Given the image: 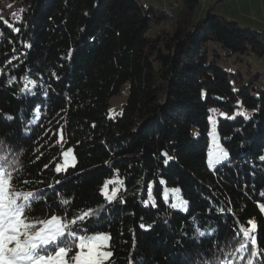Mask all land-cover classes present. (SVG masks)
<instances>
[{"label":"trees","instance_id":"obj_1","mask_svg":"<svg viewBox=\"0 0 264 264\" xmlns=\"http://www.w3.org/2000/svg\"><path fill=\"white\" fill-rule=\"evenodd\" d=\"M198 5L179 0L169 12L140 0H18L0 13V138L8 141L0 155L19 177L12 190L46 195L30 222L58 215L68 230L107 233L113 256L103 264H187L185 256H211L217 246L220 264H247L252 237L264 256V76L223 67L234 54L264 57V32L213 7L199 16ZM211 112L230 157L209 168ZM69 148L74 166L57 173ZM112 179L119 191L109 203L102 190L117 188ZM149 186L155 206L145 207ZM176 188L186 213L171 208ZM210 225L217 234L197 243L193 230ZM242 229H252L245 253L236 251Z\"/></svg>","mask_w":264,"mask_h":264},{"label":"snow or ice","instance_id":"obj_2","mask_svg":"<svg viewBox=\"0 0 264 264\" xmlns=\"http://www.w3.org/2000/svg\"><path fill=\"white\" fill-rule=\"evenodd\" d=\"M24 79L35 87L34 81L28 80L27 77ZM30 94L36 95V92L31 91ZM40 111V106H37L35 112L39 114ZM239 114L246 119L250 118L246 112H240ZM6 118L8 120L13 119L11 116ZM7 144L8 141L5 138H0V151ZM12 151L15 152L16 149L13 148ZM63 155L64 164L56 167L57 173L68 166H74L72 165L74 157L71 149ZM164 155L166 156L164 163L167 165L172 158L168 157L166 153ZM229 157V152L225 148L218 146L217 151L210 154L208 166L212 168L214 165H221L228 161ZM259 159L264 161V156ZM9 167L10 163L7 156L0 155V264H103L105 259L113 256L111 251L104 252L100 250L102 247L107 246V242L110 239L108 235L102 233L79 234L87 231L83 227L68 230L69 225L62 223L61 217L58 215H51L47 219L39 218L38 222H30L37 219L33 216V206L39 203L41 195H44L45 200L47 197L44 193H34L32 190L23 193L21 191H13L12 186L14 182L19 181V177L17 176L14 179ZM23 183L26 184L28 182L25 180ZM159 183L165 185L166 181L160 179ZM108 187V184L104 185L102 195L111 203L117 197L119 189L112 188L111 194H109L107 191ZM180 191L179 188L173 190L174 202L171 204V208L186 213L188 202L178 195ZM163 199L166 202L169 199V191L166 188L163 192ZM153 200L152 187L149 186L147 201L144 202V206L148 207L149 203H153ZM153 206H155L154 203ZM84 218V216H81L79 219L84 220ZM71 223L76 225L77 220L74 218ZM140 227L144 230H149V226L144 224H141ZM255 228L256 225L253 224L252 229ZM252 229H242L245 242L239 244V248L236 249L237 252L245 253L246 249L249 248L247 238L249 237V231ZM193 231V238L197 239L198 236L197 243H199L202 238L214 237L218 229L210 225L207 232L199 228ZM219 243V241H216L217 245ZM227 243H231V241ZM250 249L246 255L241 256V260L243 261L247 256H250L253 259H248L247 264H264V256L258 255L255 237L251 238ZM222 259L223 254L218 246L214 249L211 256H206L203 252L185 256L187 264H220ZM225 264H227L226 261ZM233 264H235L234 261Z\"/></svg>","mask_w":264,"mask_h":264},{"label":"rangeland","instance_id":"obj_3","mask_svg":"<svg viewBox=\"0 0 264 264\" xmlns=\"http://www.w3.org/2000/svg\"><path fill=\"white\" fill-rule=\"evenodd\" d=\"M18 0H3L1 3L2 8L0 10L2 13H11L16 8V2ZM142 4L146 7H153L155 9H159L163 4L162 1L159 0H140ZM175 1V0H173ZM179 1V0H177ZM222 2V3H221ZM174 4V3H173ZM219 5V7L213 10L215 13L224 16L225 18L235 20L242 27H248L249 29L256 32H264V6L261 0H199L198 5V14L199 16H203L206 14L212 5ZM215 7V6H214ZM213 7V8H214ZM177 5L175 6V9ZM170 11V8L168 10ZM224 70L232 73H241L242 76L248 75V72L257 73L259 72L262 77L264 76V57L256 58V57H248L246 55L234 54L226 58V62L224 64ZM126 94L122 91L119 95H116L111 98L110 106H109V114L114 116L120 108V105L125 101ZM217 115L215 112H211L209 116V151L207 154V165L208 159L210 158V154L215 153L217 151L218 146H220L218 136L215 131ZM60 147L64 146L62 140L59 141ZM69 149H63L61 152V161L58 166H63L64 164V153L69 151ZM72 151V150H71ZM74 164V159L72 160V165ZM215 166V165H214ZM209 167V166H208ZM210 168V167H209ZM118 179H112L110 183L116 182ZM117 188H119V183H115ZM111 190L109 187L107 189L108 193L111 194ZM104 191V186L103 190ZM108 235L107 233H102ZM107 246L102 247L100 250L107 252ZM106 260V259H105Z\"/></svg>","mask_w":264,"mask_h":264},{"label":"crops","instance_id":"obj_4","mask_svg":"<svg viewBox=\"0 0 264 264\" xmlns=\"http://www.w3.org/2000/svg\"><path fill=\"white\" fill-rule=\"evenodd\" d=\"M159 1H162L163 2V4L160 6V8L159 9H162V10H165V9H163V8H166L167 10H169V8H170V11L171 10H175V6L177 5V0H175V1H173V0H159ZM206 1V0H205ZM218 1H223V0H218ZM261 2L263 3V6H264V0H261ZM174 3V4H173ZM222 3V2H221ZM171 4H173L172 6H171ZM214 8L213 9H215L216 7L218 8L219 7V5H212ZM211 8V7H210ZM217 8H216V10H217ZM218 15H220V14H218ZM220 16H222V15H220ZM223 18H225L224 16H222ZM225 19H228V18H225ZM229 20H231V19H229ZM233 21H235V20H233ZM248 28V27H247Z\"/></svg>","mask_w":264,"mask_h":264},{"label":"bare ground","instance_id":"obj_5","mask_svg":"<svg viewBox=\"0 0 264 264\" xmlns=\"http://www.w3.org/2000/svg\"><path fill=\"white\" fill-rule=\"evenodd\" d=\"M163 11H165V10H163Z\"/></svg>","mask_w":264,"mask_h":264}]
</instances>
